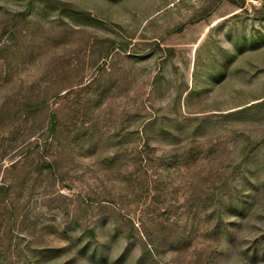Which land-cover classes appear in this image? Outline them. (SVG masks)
<instances>
[{
    "label": "rangeland",
    "instance_id": "1",
    "mask_svg": "<svg viewBox=\"0 0 264 264\" xmlns=\"http://www.w3.org/2000/svg\"><path fill=\"white\" fill-rule=\"evenodd\" d=\"M0 264H264V0H0Z\"/></svg>",
    "mask_w": 264,
    "mask_h": 264
},
{
    "label": "trees",
    "instance_id": "2",
    "mask_svg": "<svg viewBox=\"0 0 264 264\" xmlns=\"http://www.w3.org/2000/svg\"><path fill=\"white\" fill-rule=\"evenodd\" d=\"M242 210V209H241ZM90 233L92 234V235H94V232L93 231H90Z\"/></svg>",
    "mask_w": 264,
    "mask_h": 264
}]
</instances>
